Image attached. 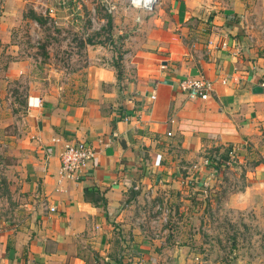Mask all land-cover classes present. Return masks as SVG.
I'll return each mask as SVG.
<instances>
[{
    "label": "crops",
    "instance_id": "0c3cea01",
    "mask_svg": "<svg viewBox=\"0 0 264 264\" xmlns=\"http://www.w3.org/2000/svg\"><path fill=\"white\" fill-rule=\"evenodd\" d=\"M133 19L120 74L89 50L77 102L30 96L14 116L22 66L0 80V264H264L215 234L264 223V0H157ZM184 77L210 99L190 102ZM77 141L96 154L72 180L59 153ZM230 147L235 164L203 165Z\"/></svg>",
    "mask_w": 264,
    "mask_h": 264
},
{
    "label": "rangeland",
    "instance_id": "374dc122",
    "mask_svg": "<svg viewBox=\"0 0 264 264\" xmlns=\"http://www.w3.org/2000/svg\"><path fill=\"white\" fill-rule=\"evenodd\" d=\"M111 6L115 9L109 12ZM136 12L128 7V0L0 3V80L11 63L22 66L19 77L7 83L5 90L12 98L14 116L24 114L30 96L79 101L91 60L89 50L102 47L112 52L114 62L123 60ZM231 221L232 229L215 232L239 244L234 250L228 246V254L264 251V223L249 217L245 225L235 216ZM222 248L217 256L224 255Z\"/></svg>",
    "mask_w": 264,
    "mask_h": 264
},
{
    "label": "built area",
    "instance_id": "2783aa9c",
    "mask_svg": "<svg viewBox=\"0 0 264 264\" xmlns=\"http://www.w3.org/2000/svg\"><path fill=\"white\" fill-rule=\"evenodd\" d=\"M11 2H29L31 0H5ZM157 0H128V5L130 8L144 11L152 10V7L156 4ZM115 9L114 6L109 8V12ZM261 32L264 34V26H260ZM264 87V84H262ZM178 87L181 92H183L187 99L190 102H206L210 99L212 93V85L204 79H194L190 77H184L178 83ZM30 105H32L29 102ZM39 100L36 99L32 106H38ZM105 146H107L105 144ZM94 148L87 144L84 141L77 142H65L62 144L61 151L59 153L60 160V174L65 178L72 180H79L81 177H84L85 169L92 163L95 157ZM229 159L223 166L228 167L235 164L236 156L235 150H230L228 152ZM209 158H206L204 161L205 167L213 166ZM216 165V164H215ZM214 165V166H215ZM215 169V168H214ZM50 211H54V208H51ZM8 264V263H3Z\"/></svg>",
    "mask_w": 264,
    "mask_h": 264
},
{
    "label": "trees",
    "instance_id": "16d2710c",
    "mask_svg": "<svg viewBox=\"0 0 264 264\" xmlns=\"http://www.w3.org/2000/svg\"><path fill=\"white\" fill-rule=\"evenodd\" d=\"M116 60V59H115ZM114 60V61H115ZM113 61V66L114 68L117 70L118 75L120 74V70H121V65H120V61L119 62H114ZM231 150L230 148H226L225 150H223L221 153H218L217 150H214L210 155H209V159L214 162L213 164L218 167L223 166V163H225L226 161H228L229 156H228V152ZM216 155V156H213Z\"/></svg>",
    "mask_w": 264,
    "mask_h": 264
},
{
    "label": "water",
    "instance_id": "95a60500",
    "mask_svg": "<svg viewBox=\"0 0 264 264\" xmlns=\"http://www.w3.org/2000/svg\"><path fill=\"white\" fill-rule=\"evenodd\" d=\"M253 92H255V94L256 93H261L262 92V89L260 87H256V88H254V91Z\"/></svg>",
    "mask_w": 264,
    "mask_h": 264
}]
</instances>
